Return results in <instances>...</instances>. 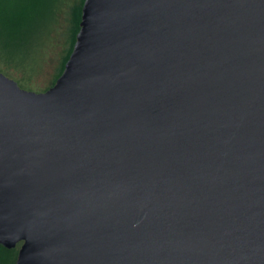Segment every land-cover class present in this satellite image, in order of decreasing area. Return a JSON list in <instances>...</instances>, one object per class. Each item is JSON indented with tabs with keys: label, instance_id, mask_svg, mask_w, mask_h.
<instances>
[{
	"label": "water",
	"instance_id": "1",
	"mask_svg": "<svg viewBox=\"0 0 264 264\" xmlns=\"http://www.w3.org/2000/svg\"><path fill=\"white\" fill-rule=\"evenodd\" d=\"M15 264H264V0H84L44 91L0 72Z\"/></svg>",
	"mask_w": 264,
	"mask_h": 264
},
{
	"label": "rangeland",
	"instance_id": "2",
	"mask_svg": "<svg viewBox=\"0 0 264 264\" xmlns=\"http://www.w3.org/2000/svg\"><path fill=\"white\" fill-rule=\"evenodd\" d=\"M78 1L55 0L51 14L38 27L25 56L2 60L0 72L24 89L38 92L52 86L68 51L70 12Z\"/></svg>",
	"mask_w": 264,
	"mask_h": 264
},
{
	"label": "trees",
	"instance_id": "3",
	"mask_svg": "<svg viewBox=\"0 0 264 264\" xmlns=\"http://www.w3.org/2000/svg\"><path fill=\"white\" fill-rule=\"evenodd\" d=\"M83 1L79 0L71 9L70 41L58 76L72 51ZM54 3L55 0H0V63L25 56L34 34L51 14ZM18 248L8 249L0 245V264H15Z\"/></svg>",
	"mask_w": 264,
	"mask_h": 264
}]
</instances>
